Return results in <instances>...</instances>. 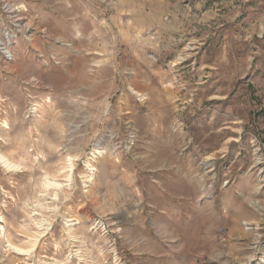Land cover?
Here are the masks:
<instances>
[{
  "label": "rangeland",
  "instance_id": "obj_1",
  "mask_svg": "<svg viewBox=\"0 0 264 264\" xmlns=\"http://www.w3.org/2000/svg\"><path fill=\"white\" fill-rule=\"evenodd\" d=\"M9 1L0 264H264V0Z\"/></svg>",
  "mask_w": 264,
  "mask_h": 264
},
{
  "label": "built area",
  "instance_id": "obj_2",
  "mask_svg": "<svg viewBox=\"0 0 264 264\" xmlns=\"http://www.w3.org/2000/svg\"><path fill=\"white\" fill-rule=\"evenodd\" d=\"M0 11L2 13H15L17 16L22 13L20 9H16L12 6V3L9 0H0ZM15 35L10 34L7 40V44L10 45L15 42ZM8 45L0 48V55L6 60L10 61L13 58L12 51L9 50Z\"/></svg>",
  "mask_w": 264,
  "mask_h": 264
},
{
  "label": "bare ground",
  "instance_id": "obj_3",
  "mask_svg": "<svg viewBox=\"0 0 264 264\" xmlns=\"http://www.w3.org/2000/svg\"><path fill=\"white\" fill-rule=\"evenodd\" d=\"M0 165L1 166H3V167H5V168H8V169H12L13 167H15V164H12L11 162H9L4 156H2L1 154H0ZM13 170V169H12ZM50 185H52V186H54V187H59L60 186V184L59 183H57V182H50L49 183ZM41 224V223H40ZM36 236V235H35ZM37 237H38V235H37ZM41 237V236H40ZM33 240H34V238H33ZM35 241H37V239L35 238ZM33 244V243H32ZM36 245V243H34V246ZM34 246H32V247H34ZM9 248L10 249H12L14 252H16V253H18V254H24L26 251V249L24 250V249H21V248H19V247H17V246H15V245H9ZM31 250H33L32 248H30Z\"/></svg>",
  "mask_w": 264,
  "mask_h": 264
}]
</instances>
